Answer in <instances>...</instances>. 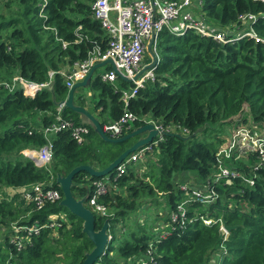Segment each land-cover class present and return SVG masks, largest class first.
I'll return each instance as SVG.
<instances>
[{"label":"trees","instance_id":"obj_1","mask_svg":"<svg viewBox=\"0 0 264 264\" xmlns=\"http://www.w3.org/2000/svg\"><path fill=\"white\" fill-rule=\"evenodd\" d=\"M94 2L0 1V80L20 76L44 83L50 79V72L55 73L51 89L35 97L24 96L20 90L0 91V231L1 227L12 228L27 212L29 216L22 217L18 226L45 224L50 216L57 215L61 221L59 234L69 232L72 238L65 264H84L95 244L84 232V220L63 205L65 194L58 180L82 166L95 171L109 168L148 133L130 136L150 118L165 132L158 146L147 144L153 146L155 157L147 164L148 171L140 175L134 166L128 167L120 177H116L117 168L104 176L80 171L72 179L73 197L83 201L91 211L93 183L109 177L110 186L99 202L111 214L100 216L92 211L95 232H100L107 223V233L113 237L100 264L121 261L135 264L136 259L146 260L149 250L153 252L150 264H264V169L257 172L252 187L241 177L228 176L221 180L217 201L205 207L200 203L189 204L187 216L192 220L184 228L177 224L180 220L172 223L165 213L166 210L177 212L184 197L180 186L191 179H184L183 174L192 173L194 183L203 186L214 177L219 165L217 154L224 142L222 135L227 134V126L244 112V107H248V120L264 126V1L201 0L200 15L224 30L227 39L244 27L240 16H256L253 29L260 41L246 37L222 43L193 30L183 36L163 31L159 37L160 62L154 70L155 77L146 80L128 103L122 97L133 88L132 82L119 78L112 85L99 77L92 79L90 88L99 93L96 109L105 117L100 125L102 129L126 113L136 120L115 137L118 141H109L74 108H65L63 116L75 125L87 127L88 133L83 135L82 143L71 131L54 134L53 164L48 172L23 150H39L48 144L45 130L56 122L58 105L70 95L60 72L87 61L96 48L102 52L108 48V35L93 16ZM79 105H85V101ZM106 136L113 138L107 133ZM222 164L245 177L251 175L250 168L236 157ZM38 183L46 184L47 189H58L60 199L36 210L33 203L26 205L20 194L3 196L5 189ZM189 186L192 188V184ZM162 204H166V210L153 221L148 212L155 213ZM204 213L211 215L216 223L208 226L196 216ZM134 214L137 224L131 228L127 219ZM140 216L145 217L143 224ZM161 218L172 226L168 238L158 242L155 225ZM219 220L237 227L229 232L227 240ZM68 227L73 229L72 233ZM128 227L131 229L127 235L124 230ZM10 233L14 234L13 228ZM10 233L0 239V264L59 261L60 240L54 241L51 228L33 235L30 243L22 241L21 247L8 240ZM116 240L120 243L114 248ZM113 252L117 258L111 256Z\"/></svg>","mask_w":264,"mask_h":264},{"label":"built area","instance_id":"obj_2","mask_svg":"<svg viewBox=\"0 0 264 264\" xmlns=\"http://www.w3.org/2000/svg\"><path fill=\"white\" fill-rule=\"evenodd\" d=\"M193 4L194 0H95L92 7L93 16L101 22L103 29L108 35V48L105 52L96 48L87 61L76 64L73 69H63L60 74L65 78L66 86L71 91L78 83L83 82L96 66H100L97 75L103 82L115 85L118 79L122 78L133 83V88L125 91L122 97L123 101L128 103L129 98L138 94V90L143 87L146 80L154 79L155 77L154 70L160 62L158 54L159 37L163 31L183 36L188 31L193 30L198 34L215 38L222 43L246 37L254 38L257 42L260 41L253 29V24L257 20L256 16H240V21L244 27L236 33V36H231L227 39V34L224 30L214 27L202 17H196L194 12H187L188 9L193 7ZM147 51H152L155 56L157 55V62L154 66L145 68V72L142 73L144 71L142 63ZM54 75V72H50V79L44 83L25 80L20 76H15L11 80H0V91L7 90L13 93L20 90L24 96L35 97L43 90L51 89ZM65 108L66 101L58 105L55 117L56 122L45 130L48 144L39 150L23 151L27 157L35 160L39 166L44 167L48 172H51L53 164L51 137L54 134L60 131H71L74 138L79 143H82L84 141L83 135L88 133L87 127L75 125L74 122L63 116ZM135 120L136 117L126 113L120 120L107 124L104 127V132L113 137L111 140H116L115 137L120 135L124 128L130 126ZM145 124L153 125L157 131L158 135L151 143L154 146H158L159 142L164 140V128L150 118L146 119ZM234 126L235 129L231 134H229L230 131L226 130L227 134L222 135L224 141L227 137L228 141L226 146H222L217 154L219 165L212 178L213 180L211 179L204 186L203 184H195L194 181L180 186L184 197H182L183 199L177 207V212L165 211L167 216L171 218L172 223L180 220L181 222L177 224L184 228L187 222L192 220H188L187 216L190 203H200L205 207L217 201L220 198L217 186L221 184V180L228 176L241 177L250 187L255 185L257 172L264 169V126L255 125L252 122ZM228 127L231 128L229 125ZM153 151V146L151 145L140 146L117 166L116 177L126 174L127 168L130 166H136L140 163L147 165L153 158ZM245 154L247 155L246 158L243 157ZM233 157L242 160L250 168L251 175L245 177L240 171L223 166L224 160ZM189 184H192V188ZM45 185L44 183H38L26 187L33 189L24 192V195L22 194L28 203L35 205L36 210H42L47 204L55 203L60 199L58 189L52 187L47 189ZM108 186H110L109 177L94 183L95 190L89 200L92 211L100 216L111 214V211L99 202V198L107 193ZM152 215L153 213L150 214V216ZM196 216L208 226L216 223L211 215L197 214ZM219 221L221 230L225 234L224 238L227 240L229 232L225 229V223L222 220ZM165 223L171 229L172 225L170 222L165 221ZM60 227L61 221H59L57 215L50 216L49 221L45 224L35 222L30 225L18 226L13 223L14 234L8 240L21 247L22 241L30 243L32 236L39 235L43 229L51 228L55 233ZM169 229L161 230L156 240L160 242L167 239L171 233ZM112 238L108 234V244ZM152 253L149 250L148 256L144 257L146 260L136 259L135 264H150L153 261ZM95 264H100V261Z\"/></svg>","mask_w":264,"mask_h":264},{"label":"water","instance_id":"obj_3","mask_svg":"<svg viewBox=\"0 0 264 264\" xmlns=\"http://www.w3.org/2000/svg\"><path fill=\"white\" fill-rule=\"evenodd\" d=\"M154 57V58H153ZM152 58L154 59V64H152L149 67H152L156 64L157 62V58L154 54H152ZM98 66H96L92 73L84 80V82L82 83H78L76 85V87H78L79 85L82 84H86L88 79L90 77H92V74L94 73L95 69ZM75 87V88H76ZM72 89L70 91V97H68V99L66 100V108H72V94L73 91L75 90ZM100 129V128H99ZM151 130L152 135L141 141L138 142L135 146H133L130 150H128L126 153H124L122 156H120V158L114 162L109 168H107L106 170L103 171H95L94 169H92L89 166H82L79 168H76L75 170H73L66 178H59V183L60 186L65 194V200L62 202L63 205L65 207H67L74 215H76L77 217L81 218L82 220H84L85 222V228H84V232L88 235L89 239L95 244V249L94 251L88 255L87 259L85 260L84 264H95L97 262L100 261L101 256L104 254L105 251V247L106 244L108 243V234H107V229H108V224L106 223L105 226L103 227V229L96 233L95 232V226H94V218H93V213L92 211H90L89 209H87L86 207L82 206V202L75 200V198L73 197L72 193H71V182L73 177L79 173L80 171H87L92 175H96V176H104L107 175L108 173H110L114 168H117V166L125 159L127 158L131 153H133L134 151H136L140 146H143L145 144L151 143L153 142V140L155 139V137L158 135L157 131L154 129V126L149 124L144 126L143 128H141L140 130L134 132L132 135L130 136H134L137 135L145 130ZM104 133V132H103ZM105 137V134H104ZM128 137V136H127ZM125 139V138H124ZM109 141H118V139L116 140H110L107 139ZM237 227H232V226H228L227 224H225V229L228 232H231L232 230L236 229Z\"/></svg>","mask_w":264,"mask_h":264},{"label":"rangeland","instance_id":"obj_4","mask_svg":"<svg viewBox=\"0 0 264 264\" xmlns=\"http://www.w3.org/2000/svg\"><path fill=\"white\" fill-rule=\"evenodd\" d=\"M152 54H153V52L152 51H147L146 52V56H145V58H144V61H143V63H142V68L144 69V71L142 72V73H144L145 72V68H148L149 66H151L152 64H154L153 62V58H152ZM157 56V55H156ZM154 76H155V74H154ZM96 97H97V93H95L91 88H89L88 86L85 88V89H83L82 91H79L78 92V95H77V98H76V101L74 100V103L76 102H81V101H85L86 102V104H85V106H84V108H86L85 110H84V112H82V115H83V118H84V121L85 122H87V120H91L92 121V123H99L100 122V117H99V111H95V101H96ZM243 113V117L241 118V120H239V117L237 118V119H235V121H233L231 124H229V126L231 127V128H227L226 130H228V131H230L229 132V134H231V132L235 129V126L234 125H236V126H238V125H245V124H248V123H250V122H252V121H250V120H248V119H246V116H248L249 115V111H248V107L246 106V107H244V112H242ZM248 118V117H247ZM224 129V128H223ZM227 141H228V137L227 138H225V141L220 145V148L222 147V146H226V144H227ZM220 150V149H219ZM24 151V150H23ZM243 157H247V155L245 154V156H243ZM154 159V158H153ZM149 165V164H148ZM148 165H144V166H138V168L136 169L135 168V170L137 171V173H139L140 175L141 174H143L145 171H148ZM183 177H184V179H191L190 181H188L187 183H189V182H193L194 180V175L192 174V173H188V175L187 176H185L184 174H183ZM7 194H5L4 196H6ZM160 198H162V196L160 195L159 196ZM164 201V200H163ZM151 205V204H150ZM154 207H155V205H154ZM166 204H162V205H160V207H157L158 208V211H155V213L150 217L153 221H155V216H159V213H162V215H163V213H164V211L166 210ZM143 214V212H140V215H142ZM148 214H150V212H148ZM135 215L136 214H134V215H131L128 219H127V222H128V224H127V226L129 225L131 228H135L136 227V224H137V220L135 219ZM21 218H22V215L20 216V218H19V220H17V221H20L21 220ZM140 218H141V222H142V224L145 222V217H143V216H140ZM163 218H161V220H159L157 223H156V225H155V231H157L158 232V234H160L161 233V230H166V228H167V230L170 228V227H168L169 225L167 224V223H165V221H163L162 220ZM123 225V224H122ZM121 224H120V227L122 226ZM123 227V226H122ZM130 227H128V229H125L124 231L125 232H127V235H128V231L131 229ZM71 229V230H70ZM8 230H10V232L12 231V228H10V229H8ZM8 230H6L5 231V233L6 232H8ZM68 230H70L71 231V233H72V228L71 227H68ZM108 230V229H107ZM118 231H120V228L118 227ZM130 232V231H129ZM12 234L10 233V236H11ZM15 236V235H14ZM13 236V237H14ZM53 236H54V238H55V240L54 241H56V240H60L59 241V243H57V248H58V251H59V261H57L55 264H65V259H66V250H67V246H68V244L69 243H71L72 242V238H71V234L69 233V232H67V233H65V235L64 234H59V232L57 231V232H55V233H53ZM5 236L3 235V233L0 231V239H3ZM53 241V242H54ZM55 243V242H54ZM119 241L118 240H116V241H114V243H113V246H114V248H117L118 247V245H119ZM107 245H108V243L106 244V247H105V249L107 248ZM111 256H113V257H115V258H117V253L116 252H113L112 253V255ZM125 262L124 261H121L120 262V264H124Z\"/></svg>","mask_w":264,"mask_h":264},{"label":"crops","instance_id":"obj_5","mask_svg":"<svg viewBox=\"0 0 264 264\" xmlns=\"http://www.w3.org/2000/svg\"><path fill=\"white\" fill-rule=\"evenodd\" d=\"M203 11V9H202V5H201V0H194V4H193V7L192 8H190V9H188L187 10V12H194V14L196 15V17H202L201 15H200V13ZM203 18V17H202ZM209 23V22H208ZM218 28V27H217ZM235 32H236V30H235ZM233 36H236V33L233 35ZM99 68H100V66H98L96 69H95V71H94V74L92 75V77H90L89 79H88V81H87V83L86 84H82V85H79L78 87H76L75 88V90L73 91V94H72V108H74L75 109V111H77V112H79L80 114H81V116H82V118H83V115H82V112H84V110L86 109V108H84V106H80L79 105V103L77 102H75L74 103V100L76 101V98H77V95H78V92L79 91H82L83 89H85L87 86L90 88V81L92 80V79H94V78H96V77H99L98 75H97V72H99L98 70H99ZM100 78V77H99ZM84 82V81H83ZM82 83V82H81ZM98 92H97V97H96V103H97V100H98ZM69 97H70V95H69ZM96 103H95V111H99V117L101 118L100 119V122L99 123H92V121L89 119V120H87L88 121V123H90V124H93L96 128H97V130L98 131H100V134H101V136H102V138L103 139H105V140H107L108 139V137L106 136V133L104 132V129H102V126H100L101 125V123L103 122V120L105 119V117L103 118L101 115H100V110H97L96 109ZM85 104H86V102H85ZM84 110H83V109ZM239 120H241V118L243 117V113H241L239 116ZM247 117H249V116H246V119H248ZM237 119V118H236ZM83 120H84V118H83ZM235 121V120H234ZM232 123V122H231ZM131 126V125H130ZM129 126V127H130ZM145 126H146V124H145ZM100 128V129H99ZM103 130V131H102ZM128 130V129H127ZM145 131H148V133H145V134H143L142 135V137L140 138V141L139 142H141V141H143V140H145V139H147V138H149L151 135H152V132H151V130H145ZM145 131H143V132H145ZM104 132V133H103ZM143 132H141V133H143ZM141 133H139V134H137V135H140ZM104 134H105V137H104ZM135 136V135H134ZM110 140L112 139V138H109ZM117 139V138H116ZM134 153V152H133ZM132 154V153H131ZM130 154V155H131ZM153 158H155L154 156H153ZM152 158V159H153ZM126 159V158H125ZM151 159V160H152ZM138 166H144L143 164H137L136 166H134V168H138ZM130 167H133V166H130ZM107 180V179H106ZM96 183V182H95ZM93 186H94V183H93ZM31 189H33V188H31ZM31 189H29V188H8V189H5L4 190V193L5 194H7L6 196H8V197H12V196H14V195H16V194H20V198L21 199H24L25 201H26V205L28 204V201L23 197V195H24V192H26V191H30ZM5 194H3V196L5 195ZM23 194V195H22ZM5 197V196H4ZM80 202H82V201H80ZM82 204H83V202H82ZM82 206H84L85 207V205L83 204ZM89 209V208H88ZM91 211H92V209H91ZM151 214V213H150ZM150 214H148L149 216H150ZM154 214V213H153ZM29 216V212H27L26 214H22V217L23 218H25V217H28ZM61 217L63 218V221L64 222H67V220L64 218V216L63 215H61ZM15 224H18V221L15 223ZM7 229H6V227H1V232L3 233V235L4 236H8L9 235V233H10V230H8V232H6L5 233V231H6ZM12 234V233H11Z\"/></svg>","mask_w":264,"mask_h":264}]
</instances>
